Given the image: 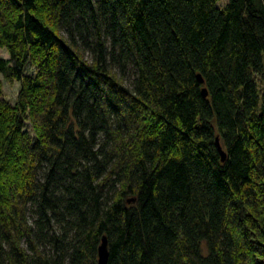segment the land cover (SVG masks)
<instances>
[{
	"label": "trees",
	"instance_id": "1",
	"mask_svg": "<svg viewBox=\"0 0 264 264\" xmlns=\"http://www.w3.org/2000/svg\"><path fill=\"white\" fill-rule=\"evenodd\" d=\"M221 1L0 0V264H264V0Z\"/></svg>",
	"mask_w": 264,
	"mask_h": 264
},
{
	"label": "rangeland",
	"instance_id": "2",
	"mask_svg": "<svg viewBox=\"0 0 264 264\" xmlns=\"http://www.w3.org/2000/svg\"><path fill=\"white\" fill-rule=\"evenodd\" d=\"M226 3V0H222L219 3V7H223ZM0 57L3 59H8V54L7 52L3 49L0 50ZM26 73L32 74V69H27ZM0 81L2 82V86H3V92L5 94V97L13 104L16 97H17V93L19 91V84L17 82H14L12 84H9L8 82H6L1 76H0ZM47 251V248H46Z\"/></svg>",
	"mask_w": 264,
	"mask_h": 264
},
{
	"label": "water",
	"instance_id": "3",
	"mask_svg": "<svg viewBox=\"0 0 264 264\" xmlns=\"http://www.w3.org/2000/svg\"><path fill=\"white\" fill-rule=\"evenodd\" d=\"M199 81L202 83L203 81L200 79V77H198ZM203 96H206V91L203 90ZM215 144L219 150L220 156H221V160L224 161L225 160V154L222 151L218 140L215 141ZM108 258V254H107V249H106V240L103 238L100 247L98 248V264H106Z\"/></svg>",
	"mask_w": 264,
	"mask_h": 264
}]
</instances>
